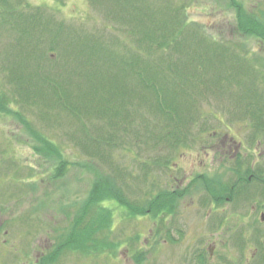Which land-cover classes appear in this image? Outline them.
Returning <instances> with one entry per match:
<instances>
[{"label": "rangeland", "instance_id": "rangeland-1", "mask_svg": "<svg viewBox=\"0 0 264 264\" xmlns=\"http://www.w3.org/2000/svg\"><path fill=\"white\" fill-rule=\"evenodd\" d=\"M27 1H20L31 4L26 12L32 15L35 7L45 12L40 22L24 19L16 35L0 25L5 96L0 101V264H35L53 250L68 236L75 210L102 174L113 175L124 189L130 182L134 198L161 190L183 194L162 222L150 215L129 219L119 205L107 203L114 213L109 238L117 242L116 257L107 249L99 255L65 251L55 264H264V221L259 220L264 213V39H256L254 25L245 21L249 15L264 24V0ZM56 29L74 36L57 37ZM163 38L165 47H157ZM73 57L80 71L76 63L65 79L59 71L62 66L68 71ZM145 57L157 60L161 78L170 79V90L157 97L165 113L177 121L196 119L184 135L182 152L162 142L140 141L131 155L119 141L113 149L94 144L99 136L114 140L115 128L121 138L128 135L114 115L129 110L137 120L133 110L148 120L156 115L144 104L145 94L149 97L142 81ZM39 62L58 85L41 81ZM40 84L60 92L78 90L89 100L81 107L92 114L77 120L66 109L46 108L42 100L49 104L53 96ZM37 86L46 93L34 100ZM32 129L62 150L61 158L39 155ZM129 132L134 136L139 130ZM213 150L224 151V159ZM257 151L259 157L252 155L244 165L245 176L253 171L255 179L237 184L231 201L212 203L203 191L207 181L236 182L230 171L233 153L248 157ZM196 152L204 165L197 167L195 160L192 168ZM177 158L182 172L175 170ZM60 163L62 175L56 171ZM183 170L193 182L178 186L173 176ZM197 173L203 174V186Z\"/></svg>", "mask_w": 264, "mask_h": 264}, {"label": "trees", "instance_id": "trees-1", "mask_svg": "<svg viewBox=\"0 0 264 264\" xmlns=\"http://www.w3.org/2000/svg\"><path fill=\"white\" fill-rule=\"evenodd\" d=\"M21 0H0V25L1 27H5L9 32L12 31L15 33V35L23 30V24L25 23V20H30V22L35 23L36 20L40 22L42 20V15L45 14L43 10H41L40 7H35L37 12L33 13L32 15L29 12H26V8H30L31 4L28 3L27 7L22 6L20 3ZM27 1V0H26ZM28 2V1H27ZM246 23L251 22L254 25L253 34L256 39H264V24H261L259 19L257 21H252L251 17L248 15L246 18ZM17 27V28H16ZM182 29V30H181ZM180 31L182 33L183 28L181 27ZM56 35L57 37L60 34H65L67 36H74V34H71L70 31H58L57 29ZM11 32V33H12ZM78 34V30H76L75 35ZM21 36V35H20ZM150 38V37H148ZM14 41V39H13ZM75 40L73 38L70 39V44L73 43ZM157 47H165L164 46V38L162 41H157L156 43ZM50 56H53L50 55ZM73 58L75 60H73ZM72 59H69V70L66 72H63V66L61 67V70L59 71V74H64L63 77L65 79H68L67 77L71 74H74L76 71V67L78 65V69L80 71V64L77 63V60L75 57ZM120 58V57H119ZM118 58V60H119ZM137 58L135 57L131 64L133 66H136L137 64ZM143 78L142 81L145 80L146 82V92L149 94V97L147 98V94H145V103H149V107L156 111V115L151 120L144 118L142 115L139 114L138 111L133 110V113L139 118L137 120L134 119L135 116L130 114V110L128 113L124 116L122 115H114L115 119L117 118V125L121 127L123 130L122 133H126L129 136L133 135L129 131L132 127L139 130V132L134 135L130 136L129 140L126 139V136H120V134H117L118 128H115L116 135H114V140L110 137H103L99 136L95 138L94 144L98 147H111L114 148V145L116 142L119 141V144H127L128 147H126V151L131 155V150L134 145H137L140 143V141L156 144L159 142H162L164 144L170 145L174 148H177L179 152H182V147L187 145L185 144L184 135L187 133L190 129V126L196 122V119H181L179 121L173 120L168 113H165L163 108L161 107L160 101H158V92H167L169 89V81L170 79L167 78H161L162 74L160 72L161 67L158 66V68L155 66L158 62L157 60H151L148 62L146 60V57L143 59ZM75 61V62H74ZM77 63V65H76ZM160 64V63H159ZM67 65V64H66ZM87 63L83 64V67L87 68ZM36 67V74H39L40 77H42L41 81L49 86L48 82L54 83L58 85L55 81L48 78L45 73V69L43 68L44 65L39 62ZM35 74V75H36ZM66 75V77H65ZM62 76V75H60ZM162 80L164 83L162 84ZM40 81V82H41ZM68 81V80H67ZM157 81V82H156ZM154 82L156 83V89L154 88ZM71 82L68 81V84ZM43 87L47 88V92L53 96V100L48 104L45 103L44 100H42V104L46 108L54 107V109L57 110H63L66 109L68 114L72 117H77V120H81L82 116L91 115L92 113L88 110H84L81 106L82 104L87 100L85 99L81 93L76 90V85H68L70 87V90L74 88L76 91H72L71 93L66 91L65 87L60 92L57 91V89L52 88L51 90L43 84H40ZM38 87V86H37ZM45 90L38 87L37 93H35L36 98L34 100H37L39 95L41 93H46ZM24 94L25 91L23 90ZM74 99L71 98V95L75 93ZM172 94V91L169 92ZM22 94V93H21ZM25 96V95H24ZM1 97H5L2 92H0V101ZM28 98L31 99V96L29 95ZM27 99V98H26ZM32 100V101H34ZM82 103V104H80ZM151 104V105H150ZM72 105H75L76 107H72ZM44 108V113H46V110L48 109ZM146 108V106H145ZM148 108V107H147ZM11 110H14L10 108ZM149 109V108H148ZM109 115V112H107ZM105 115V114H103ZM74 117V118H75ZM125 117V118H124ZM124 118V121H120ZM177 119V118H176ZM195 120V121H194ZM151 121V122H150ZM25 122V121H24ZM81 122V121H80ZM133 122H137L136 124H133ZM27 123V122H26ZM84 123V121H83ZM114 123V122H113ZM164 123V124H162ZM259 124V123H258ZM258 127L262 125H258ZM85 125V124H84ZM145 125V126H144ZM161 125H164L163 128ZM140 126L141 131L140 132ZM162 128V133H160V129ZM119 129V131H121ZM32 133H34L36 142L38 144L34 145V149L39 153V155L45 157V158H51L54 159L61 158L60 152L62 150H59L56 148L55 144L49 140L47 137H45L43 134H40L37 130L32 129ZM134 133V132H132ZM104 135V134H102ZM113 138V137H112ZM110 148V149H111ZM100 149V148H98ZM100 153V151L98 150ZM57 156L56 158L54 157ZM60 163L57 167L56 165V171L59 175H62V168L64 167V164ZM165 165V164H164ZM144 169V176L147 175L148 171L145 169V167H142ZM244 169L248 170V168H242L240 165V161L238 159H235V162L233 163V166L231 167L230 171L235 176V181L232 182L229 186L227 184H224L221 179H217L215 181L209 180L207 183H209V186L201 188L204 192L209 194L210 198L214 201L212 203L214 204H221L223 201H231L233 199V192L236 189L239 191L237 184L240 185V182L244 179L245 174L248 173V171H245ZM119 169H116V172ZM261 172V171H260ZM130 175V173H129ZM132 175V174H131ZM142 184H145L142 182ZM206 184V183H205ZM153 182L150 184V186H153ZM145 187V186H144ZM148 187V186H147ZM246 190V189H244ZM133 191L131 189L130 182H126L125 189L121 184L116 182V179L113 175H107L102 174L98 175L95 180L92 182L89 191L85 197V199L82 201V205H80L76 210L75 214L72 217L70 228H69V234L67 237H65L64 240L59 242L57 246L50 250L49 252L43 254L39 257L38 262L35 264H55L56 261L59 259V254L65 251H73V252H83L88 254H102L104 252H107L108 254H111L113 258L117 255V242H114L111 238H109V235L112 232V225L114 222L113 216L114 213L111 209V207L107 204L109 202H114L115 204L119 205L123 210L121 211L123 213H126L129 219H137L138 217L150 215L151 218L159 219L160 222H162L166 216H169L175 212V206H176V199L182 196L183 192H172V191H165L161 190L157 192L156 194H150L147 195V192H144V196L137 198L132 197L130 194H132ZM235 193V192H234ZM233 194V195H232ZM68 206H72L71 204H68ZM123 213V214H124ZM130 240H127V242L133 241L137 239V235H135L133 238H128ZM67 249V250H63ZM140 261V260H139Z\"/></svg>", "mask_w": 264, "mask_h": 264}, {"label": "flooded vegetation", "instance_id": "flooded-vegetation-1", "mask_svg": "<svg viewBox=\"0 0 264 264\" xmlns=\"http://www.w3.org/2000/svg\"><path fill=\"white\" fill-rule=\"evenodd\" d=\"M257 144H258V142H257ZM214 151V153H216V152H218V155H219V157L220 158H222V159H224V155H225V153H224V151H217V150H213ZM235 153H237V151L235 152ZM235 153H233V158H235V159H238L239 161H240V165H241V167L242 168H244V165L246 164V162H247V160H249L250 158L252 159L253 158V156H254V158H255V160L259 157V151H257V152H254V153H251V155L250 156H248L247 157V155L245 156V157H239V156H236L237 154H235ZM207 154H208V151H203V156H205V158L207 157ZM199 155H201V152H196V156H197V159H195L194 158V160L193 161H190V166L193 168L194 166H193V164L195 163V160H196V162H197V167H202L203 165H204V163L202 162V161H199L198 159H199ZM253 155V156H252ZM226 157V156H225ZM181 160H179L178 158H177V161H175L174 162V165H176V168H175V170H178V171H181V169H184L182 166H179V162H180ZM255 166H256V162L254 161L252 164H251V168H252V170H254V168H255ZM184 171V170H183ZM182 172V171H181ZM191 172H193V171H191ZM190 175V173L188 174V172H187V170L186 171H184L183 172V174L180 176V177H174L173 176V179H174V181H175V183L177 182V185L178 186H182L185 182H187V183H189V182H193V178L194 177H190L189 176ZM203 174H201V173H197L195 176L197 177V181L198 182H200L201 180H202V184L200 185V186H203V184H204V177L202 176ZM254 176H255V174H253V171L251 172V173H249V174H247V176L246 177H244L245 178V180H246V182L248 183V182H251L252 180H253V178H254ZM172 178V177H171ZM255 179V178H254ZM195 180V181H196ZM198 182H196V185L198 184ZM212 248L210 247V249L209 250H211Z\"/></svg>", "mask_w": 264, "mask_h": 264}, {"label": "water", "instance_id": "water-1", "mask_svg": "<svg viewBox=\"0 0 264 264\" xmlns=\"http://www.w3.org/2000/svg\"><path fill=\"white\" fill-rule=\"evenodd\" d=\"M260 220H261V221H264V213H261V214H260ZM210 253H211V251H210Z\"/></svg>", "mask_w": 264, "mask_h": 264}]
</instances>
